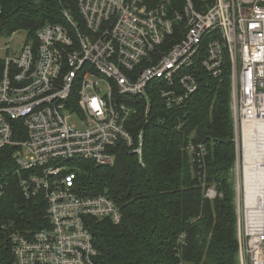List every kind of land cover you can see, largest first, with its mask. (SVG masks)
Returning a JSON list of instances; mask_svg holds the SVG:
<instances>
[{
    "label": "built area",
    "instance_id": "obj_1",
    "mask_svg": "<svg viewBox=\"0 0 264 264\" xmlns=\"http://www.w3.org/2000/svg\"><path fill=\"white\" fill-rule=\"evenodd\" d=\"M61 3L64 23L0 56V154L14 147L23 193L44 196L50 222L11 235L13 264H98L89 219L123 214L105 194L77 192L78 161L114 166L124 143L144 164L133 118L148 125L158 104L184 113L204 73L230 83L244 181L246 139L264 134V0H76L79 18ZM187 149L205 167L206 146ZM237 215L239 264H264V203L244 195Z\"/></svg>",
    "mask_w": 264,
    "mask_h": 264
},
{
    "label": "trees",
    "instance_id": "obj_2",
    "mask_svg": "<svg viewBox=\"0 0 264 264\" xmlns=\"http://www.w3.org/2000/svg\"><path fill=\"white\" fill-rule=\"evenodd\" d=\"M63 1L79 18L76 0H2L0 37L25 30L35 40L46 23H64ZM203 75L184 113L158 104L148 125L143 115L133 118V129L146 131L144 164L124 143L114 166L78 161L77 192L105 194L123 214L120 223L89 219L98 264H239L231 87ZM190 141L206 146L205 167L187 149ZM13 152L0 154V264L14 262V232L33 235L50 226L44 196L23 193ZM211 186L218 191L213 200L205 195Z\"/></svg>",
    "mask_w": 264,
    "mask_h": 264
},
{
    "label": "bare ground",
    "instance_id": "obj_3",
    "mask_svg": "<svg viewBox=\"0 0 264 264\" xmlns=\"http://www.w3.org/2000/svg\"><path fill=\"white\" fill-rule=\"evenodd\" d=\"M245 147L246 199L251 206H258L264 203V134L249 136Z\"/></svg>",
    "mask_w": 264,
    "mask_h": 264
},
{
    "label": "rangeland",
    "instance_id": "obj_4",
    "mask_svg": "<svg viewBox=\"0 0 264 264\" xmlns=\"http://www.w3.org/2000/svg\"><path fill=\"white\" fill-rule=\"evenodd\" d=\"M26 36H27V31L20 30L14 35L0 37V56L1 57L7 56V51H6L7 47H10L12 50L10 51L9 54H12L13 52H17L21 47L23 41L26 39ZM241 158L242 156H240L239 159L240 162L238 161L235 162V167L233 169V173L231 176V183L234 190L236 191V203L239 199L242 200L244 198V195H246L243 172H242L243 168L241 169L240 167ZM238 183L240 184L239 188H238ZM238 189H240V191ZM240 192H241V196H240Z\"/></svg>",
    "mask_w": 264,
    "mask_h": 264
}]
</instances>
